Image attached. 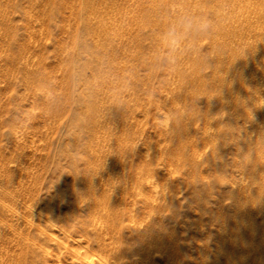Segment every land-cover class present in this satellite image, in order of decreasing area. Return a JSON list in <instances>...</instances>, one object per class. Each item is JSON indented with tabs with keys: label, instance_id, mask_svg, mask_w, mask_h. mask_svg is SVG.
<instances>
[{
	"label": "rangeland",
	"instance_id": "374dc122",
	"mask_svg": "<svg viewBox=\"0 0 264 264\" xmlns=\"http://www.w3.org/2000/svg\"><path fill=\"white\" fill-rule=\"evenodd\" d=\"M263 155L264 0H0V264H264Z\"/></svg>",
	"mask_w": 264,
	"mask_h": 264
},
{
	"label": "clouds",
	"instance_id": "9594fccd",
	"mask_svg": "<svg viewBox=\"0 0 264 264\" xmlns=\"http://www.w3.org/2000/svg\"><path fill=\"white\" fill-rule=\"evenodd\" d=\"M210 22L202 17L185 14L180 16L163 34L161 61L167 60L173 53L178 52L182 47V42L187 38L189 32L196 34L205 33Z\"/></svg>",
	"mask_w": 264,
	"mask_h": 264
},
{
	"label": "bare ground",
	"instance_id": "6f19581e",
	"mask_svg": "<svg viewBox=\"0 0 264 264\" xmlns=\"http://www.w3.org/2000/svg\"><path fill=\"white\" fill-rule=\"evenodd\" d=\"M195 3V2H194ZM186 5V4H185ZM135 9V8H134ZM150 9V8H149ZM151 13V12H150ZM174 19V18H173ZM136 25V24H135ZM210 28V27H209ZM220 89V88H219ZM172 113V112H171ZM173 114V113H172ZM174 115V114H173ZM184 123V122H183ZM264 156V155H263ZM243 259V258H242Z\"/></svg>",
	"mask_w": 264,
	"mask_h": 264
}]
</instances>
